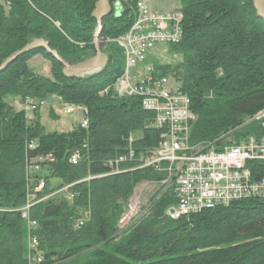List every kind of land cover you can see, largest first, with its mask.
<instances>
[{"label":"trees","instance_id":"trees-1","mask_svg":"<svg viewBox=\"0 0 264 264\" xmlns=\"http://www.w3.org/2000/svg\"><path fill=\"white\" fill-rule=\"evenodd\" d=\"M106 1L110 14L101 19L100 37L111 43L102 46L106 60L99 72L69 78L42 49L17 57L0 72V264H264V198L170 220L165 211L178 200L171 182L130 228L118 233L133 189L163 179L167 164L83 181L108 173L110 161L129 149L145 156L161 135L153 127L154 115L141 108L138 98L113 91L124 69V56L113 41L133 24L137 0ZM176 1L182 39L164 46L178 60L150 65L156 77L170 79L189 99L194 118L188 146L210 144L222 151L258 136L259 124L246 123L264 109V21L253 0ZM97 2L0 0V65L36 39L70 65L94 56ZM37 55L50 64L49 77L28 68ZM48 96L83 107L88 126L80 128V120L68 132H49L38 109L28 119L23 109L6 102ZM228 136L234 142L226 143ZM75 153L81 156L72 165ZM38 158V170L32 171ZM255 167L259 178L263 170ZM40 181L44 187L37 191ZM65 185H71V200L49 197ZM27 203L32 205L25 220ZM32 238L38 243L33 250Z\"/></svg>","mask_w":264,"mask_h":264},{"label":"built area","instance_id":"built-area-1","mask_svg":"<svg viewBox=\"0 0 264 264\" xmlns=\"http://www.w3.org/2000/svg\"><path fill=\"white\" fill-rule=\"evenodd\" d=\"M136 6V18L132 26L118 38V44L125 46L128 62H125V74L121 75L113 89L117 96L138 98L141 108L154 115L153 127L161 135L159 149L149 166L157 168L160 163L167 164L166 171L171 180L173 178V188L178 196L177 203L166 210L167 218L176 220L217 206H228L243 199L264 198V109L246 122L259 124L261 134L258 136H249L238 145L226 147L222 151H215L210 144L188 146V125L194 118L189 110L188 97L177 87L174 88L170 79L156 77L153 67L146 64L148 54L156 46L177 44L181 41L182 16L180 13L151 12L146 0H137ZM36 102L32 99L26 101L24 112L28 119L32 118V113L38 107ZM74 107L85 113L81 106L67 105L65 114L72 113ZM87 126V120L82 119L80 128L85 129ZM80 156V153L73 154L71 164H77ZM133 157L134 152L129 149L116 159L117 162L115 160L113 164L109 163L110 171L103 175L109 176L111 171L116 174L126 171L120 166L130 162ZM41 161V158L31 161V170H38L36 164ZM255 166L263 170L259 178L254 175ZM43 187L44 182L40 181L37 191ZM61 196L72 199L70 194ZM29 207L30 204L27 203L22 209V218L25 220ZM123 216L119 224L127 218V215ZM27 224L34 226L33 222L27 221ZM82 224L79 221L77 226ZM37 246V240L32 238L29 248L33 250Z\"/></svg>","mask_w":264,"mask_h":264},{"label":"rangeland","instance_id":"rangeland-1","mask_svg":"<svg viewBox=\"0 0 264 264\" xmlns=\"http://www.w3.org/2000/svg\"><path fill=\"white\" fill-rule=\"evenodd\" d=\"M146 1L148 3L147 7L151 12L160 13V14L180 13L179 12L180 4L176 0H146ZM55 26H56V24H55ZM118 38L115 39L113 41V43L121 49L122 54L124 56V51H123L124 49L118 44V42H119ZM98 43L100 44V48L102 51V46H104L103 44L104 43L108 44L111 42H110V40H103V38L99 37ZM90 58H88V59H90ZM88 59H86V60H88ZM86 60H84V61H86ZM177 60H178V58L176 55H170L165 51L164 45H158L148 54V57L146 59V64H150V63L153 64V62H156V61L159 62V64L173 63ZM84 61H82V62H84ZM79 63H81V62H79ZM27 64H28V68L32 72H34L35 74H39L41 76H47V77L50 76V70H51L50 64L42 56L37 55V56L32 57L28 61ZM171 84L174 85L173 86L174 88H176V87L178 88V85H175L172 81H171ZM113 91H114V89H113ZM114 93H115V91H114ZM32 100L37 101L36 102L38 104L37 114H38L40 123L49 132H68L73 127H75L80 122V120H82V117H84L83 113L78 111L76 109V107H74L76 110L74 109V111L72 113L65 114L64 109L67 106V104L62 103L60 101V98L56 97V96H48L42 100H37V99H32ZM26 101L23 104H20V102L18 100H12L11 98L6 99V102L11 104L16 111H18L20 109L24 110V106L26 105ZM40 102H43V104L40 105L41 104ZM231 133L232 132H229V134H231ZM233 139L234 138L232 136H228V138L225 139V142L226 143H228V142L232 143V142H234ZM158 149H159V147L157 146L156 148L149 150L150 153L149 152L146 153L145 156H140V155L138 156L137 154H134L133 159L129 162L131 164V167H129L128 169L126 168V171H120L118 174L120 175V174H124L127 172H132L135 170H141V169H144L147 167H151V166H149L150 161H152L154 159L153 156L155 155V153ZM148 154H149V156H148ZM115 160H113V161H115ZM113 161H110V163L113 164ZM116 162H117V160H116ZM160 164H163V163H160ZM32 171H37V170H32ZM110 174L111 175H109V176L118 175V174H116V172L112 173V171ZM166 174L167 175L163 179H161L160 181L141 182L139 185H137L133 189L132 194H131V196L128 200V203L126 205V208L122 214L124 216L127 215V218L122 222V224H119V221L121 220L120 218L117 222V227L119 230L118 233H120V232L122 233L123 231H126L128 228H130L132 223H134L137 220V218L141 215L142 211L148 207L147 204L149 203V201H151V199L154 196H156V200H157V198H159L162 195V193H164L171 186V182L173 183V181H172L173 178L171 180V176L168 173H166ZM105 176H107V175H100L99 177L88 176L83 181L90 180L89 177L91 179L92 178L93 179H99V178H103ZM54 184L56 185L57 182H55ZM70 186L71 185L63 186L61 189L54 191L52 194H50L49 197H52V196L58 197V199L63 198L61 195L65 194V196H66L68 194V188ZM46 198H48V196ZM30 202L32 203L31 199H30ZM30 205H32V204H30ZM129 211H130V213H129ZM26 214H27V212H26ZM165 216H166V211H165ZM21 217H22V215H21Z\"/></svg>","mask_w":264,"mask_h":264},{"label":"water","instance_id":"water-1","mask_svg":"<svg viewBox=\"0 0 264 264\" xmlns=\"http://www.w3.org/2000/svg\"><path fill=\"white\" fill-rule=\"evenodd\" d=\"M253 7L256 11L258 18L264 21V0H253ZM109 14L110 8L108 6L107 1L98 0L95 6V10L92 13V18L96 21V27L94 29L92 42L95 54L90 59L75 65H69L68 63L64 62L55 51L51 50L44 40L36 39L27 44L22 50L2 62L0 65V72L3 71L7 66H9L17 57L26 54L34 49L44 50L47 55L51 56V58H53L57 63L62 66L63 73L69 78L82 77L85 75H91L99 72L103 68L106 60L104 54L101 51L100 44L98 43V39L101 36L102 32L101 19L105 16H108ZM88 66L95 67L97 68V70L89 74L80 75L79 70Z\"/></svg>","mask_w":264,"mask_h":264},{"label":"bare ground","instance_id":"bare-ground-1","mask_svg":"<svg viewBox=\"0 0 264 264\" xmlns=\"http://www.w3.org/2000/svg\"><path fill=\"white\" fill-rule=\"evenodd\" d=\"M136 13H137V6H136ZM121 47L124 49L123 50L124 51V69H123V73H122V75H124L125 74V62H128V55H125V46H121ZM96 70H97V68L88 66V67L80 69L79 74L85 75V74L92 73L93 71H96ZM117 81H119V78L116 80V82ZM116 82H115V84H116Z\"/></svg>","mask_w":264,"mask_h":264}]
</instances>
